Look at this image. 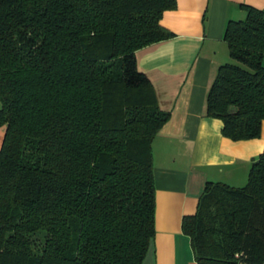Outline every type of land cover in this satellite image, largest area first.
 Wrapping results in <instances>:
<instances>
[{"label":"trees","instance_id":"1","mask_svg":"<svg viewBox=\"0 0 264 264\" xmlns=\"http://www.w3.org/2000/svg\"><path fill=\"white\" fill-rule=\"evenodd\" d=\"M206 117L264 122V15L241 6ZM176 0H0V264H142L155 236L152 142L170 119L136 51ZM182 233L196 264H264V149L244 187L207 182ZM43 235V242L33 241Z\"/></svg>","mask_w":264,"mask_h":264},{"label":"crops","instance_id":"2","mask_svg":"<svg viewBox=\"0 0 264 264\" xmlns=\"http://www.w3.org/2000/svg\"><path fill=\"white\" fill-rule=\"evenodd\" d=\"M241 6L264 15V0H176L160 20L173 37L135 53L159 108L170 113L152 142L155 236L142 264H196L182 219L195 214L207 182L244 187L263 152L264 122L259 138L232 142L221 135L220 120L206 117L207 93L230 59L225 27L245 19ZM4 133L1 127L0 147Z\"/></svg>","mask_w":264,"mask_h":264},{"label":"rangeland","instance_id":"3","mask_svg":"<svg viewBox=\"0 0 264 264\" xmlns=\"http://www.w3.org/2000/svg\"><path fill=\"white\" fill-rule=\"evenodd\" d=\"M228 62H229L230 64H236V65H239V66H240L239 63H236V62L233 61L232 59H228ZM263 65H264V60H263ZM43 238H44L43 235L38 234V235H36V236L33 237V241H34V242L36 241L37 243H42V242H43Z\"/></svg>","mask_w":264,"mask_h":264}]
</instances>
